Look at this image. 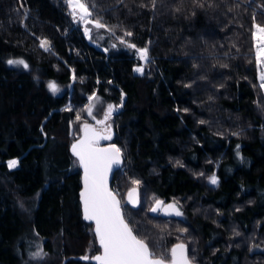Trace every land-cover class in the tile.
Masks as SVG:
<instances>
[{
  "label": "trees",
  "instance_id": "1",
  "mask_svg": "<svg viewBox=\"0 0 264 264\" xmlns=\"http://www.w3.org/2000/svg\"><path fill=\"white\" fill-rule=\"evenodd\" d=\"M86 2L112 29L102 39L75 25L65 0H0V264H95L71 150L93 93L120 103L110 140L125 147L126 167L111 184L140 182L127 220L150 250L183 242L193 264H264V94L252 37L264 0ZM117 40L148 49L143 74ZM150 196L176 200L183 215L151 213Z\"/></svg>",
  "mask_w": 264,
  "mask_h": 264
},
{
  "label": "snow or ice",
  "instance_id": "2",
  "mask_svg": "<svg viewBox=\"0 0 264 264\" xmlns=\"http://www.w3.org/2000/svg\"><path fill=\"white\" fill-rule=\"evenodd\" d=\"M152 2L155 5V0H152ZM65 3L73 21L85 25L84 34L89 36V38H91L93 29L112 31L101 19L93 17L94 5H90L86 0H65ZM89 25L91 27H88ZM125 35L131 36L132 33L125 32ZM252 37L255 42L256 64L260 68V87L264 89V24L255 22V16H253ZM121 43L126 42L121 40ZM39 47L45 51H49L50 42L46 38L39 39ZM127 47L135 49L139 59L147 62V48H136L134 44H127ZM7 64L22 65L25 69L29 67L24 60L9 59ZM134 71L143 74V67H136ZM75 78L73 74V79L75 80ZM47 88L53 95L60 91L55 81L49 82ZM98 99L95 94L89 97L90 102ZM115 110L116 108L109 104L104 119L96 121L98 125H105L102 131H98L88 123L83 124V137L72 144L71 147L73 155L78 158L80 166L84 169V190L81 192L84 219L95 222L94 233L99 240L100 246L103 248L102 255L91 257V259L97 261V264H166L164 256L157 257L155 253L150 251L148 243L144 239L138 238L134 229L125 219L116 194L108 187V173L111 171L113 165L121 163L122 153L121 149L115 145L101 148L99 141L110 140L112 138L110 125H107L106 122L111 118ZM87 111L89 115H92L91 105ZM77 119L79 120L80 117L77 116ZM237 148H239V145H237ZM18 165V159L7 161L9 169H14ZM208 179L213 185L218 183L215 175L210 176ZM139 183L138 180H132L134 187L127 194V202L134 207L140 204L137 190ZM148 210L151 213L162 212L166 216L183 215L176 201L165 204L160 199H154L153 205ZM42 255V251L35 252L33 253V258L42 257ZM81 259L88 260L89 257L83 256ZM170 264H191L186 255L185 245L178 244L171 249Z\"/></svg>",
  "mask_w": 264,
  "mask_h": 264
},
{
  "label": "rangeland",
  "instance_id": "3",
  "mask_svg": "<svg viewBox=\"0 0 264 264\" xmlns=\"http://www.w3.org/2000/svg\"><path fill=\"white\" fill-rule=\"evenodd\" d=\"M94 17V16H93ZM95 18V17H94ZM258 23V22H257ZM75 25H80V26H82L83 28L85 27V25H83L82 23H77V22H75ZM88 27H91V25H89ZM92 32H94L95 33V36L97 37V38H99V39H102L103 37H105V36H107L108 34H109V32H108V30H106V29H93L92 30ZM42 39H44V38H42ZM47 39V38H46ZM48 40V39H47ZM49 41V40H48ZM111 41V40H110ZM254 41V40H253ZM50 42V41H49ZM51 44V43H50ZM110 44H111V42H110ZM127 42L126 43H121V40H117V44L115 43V42H113V44H111V45H115V46H121V47H123V48H126V49H132V48H129V47H127ZM254 48H255V42H254ZM133 51H134V53L138 56V54L136 53V51H135V49H133ZM139 57V56H138ZM257 65V64H256ZM144 66H145V61H143V60H140V64H137L136 66H135V68L136 67H143L144 68ZM257 76H258V81H259V84L261 83L260 82V79H259V76H260V68H258V66H257ZM262 89V88H261ZM262 92H263V94H264V89H262ZM95 94V96L96 97H98L99 99L98 100H94V101H88V103H87V105H86V109H85V113H86V117H85V119H83V120H81V123H80V126H79V129H78V132H76L77 133V135L78 136H80L81 135V129H82V126H83V124H85V123H88L89 125H97V123H96V121L97 120H103L104 119V115H105V112L107 111V107H108V105L109 104H111V105H113L115 108H116V110L113 112V114H112V116H111V118L106 122L107 123V125H110V131L111 132H113L114 134H115V128H114V118H115V114H116V112H117V110H118V108H120V103L119 102H112V101H106V100H104L99 94H97V93H93L91 96H93ZM92 106V115H89L88 114V111H87V109L89 108V106ZM101 127H102V129L105 127V125H100ZM103 143H112V144H114L116 147H118V148H120L121 149V152H122V154L123 155H125L126 153H125V147L124 146H122V145H119L118 143H116V142H114V140H109V141H107V142H103ZM11 159H18L17 157H13V158H8V159H6V164H7V161H9V160H11ZM124 163V162H123ZM125 167H126V164L124 165H122V167H121V170H123V169H125ZM212 175H215L216 176V174L215 173H212L210 176H212ZM209 176V177H210ZM217 177V176H216ZM126 186L125 187H122V186H119V185H115V184H111V186H112V188L113 189H117L118 190V195H119V197H120V202H121V206H122V208H123V211H124V214H125V217H126V219H127V217H128V215H129V209H128V206L130 205L127 201H126V192L131 188V187H134V185L132 184V179H130V177L129 178H127L126 180ZM127 185H129V187L127 186ZM139 199H140V201H141V197H140V193H139ZM154 199H160V198H156V197H153V196H150L149 197V204H148V206H149V208L153 205V203H154ZM160 200H162V201H164L163 199H160ZM173 201H176V200H170V201H164L165 202V204H168V203H172ZM177 202V201H176ZM141 203V202H140ZM131 206V205H130ZM132 207V206H131ZM181 211V210H180ZM156 214H158V215H163V216H166V215H164L162 212H160V213H156ZM172 216H175V215H172ZM133 228V227H132ZM174 244V243H173ZM172 244V245H173ZM172 245H170V246H168L167 245V243L165 242V243H163L162 244V246H163V248H164V251H163V255H156V256H158V257H160V256H164V255H166V254H168V258L166 259V260H169L170 259V251H171V247H172ZM151 252H153V251H151ZM166 253V254H165ZM162 254V253H161Z\"/></svg>",
  "mask_w": 264,
  "mask_h": 264
},
{
  "label": "water",
  "instance_id": "4",
  "mask_svg": "<svg viewBox=\"0 0 264 264\" xmlns=\"http://www.w3.org/2000/svg\"><path fill=\"white\" fill-rule=\"evenodd\" d=\"M92 44L95 45V46H97L96 43H92ZM91 126H93V125H91ZM93 127H95V126H93ZM95 128H96V127H95ZM96 129H97L98 131H102L101 129H98V128H96ZM111 135L113 136V133H112V132H111ZM82 137H83V131H82L81 135H80L77 139H75V140L73 141L72 144L76 143V142H77L78 140H80ZM106 141H108V140H100V141H99V146H100L101 148H106V147H109L110 145H114V144H112V143H103V142H106ZM71 147H72V145H71ZM121 153H122V152H121ZM75 157H76V156H75ZM76 158H77V157H76ZM77 161H78V158H77ZM123 162H124V156H123V154H122V157H121V163H120L119 165H113L111 171L108 173L107 183H108V187H109V189H110L111 191H113L112 186H111V182H112V178H113L114 172L122 167ZM78 166H79L80 180H81V188H80V190H79V199H80L81 209H82V214H83V218H84L83 202H82V199H81V192L84 190V183H83L84 169H83V167L80 166L79 161H78ZM131 188H133V187H131ZM131 188H130V189H131ZM130 189H129V190H130ZM129 190L126 192V201H127V194H128V192H129ZM137 190H138V193H139V189H137ZM113 192L116 194V198L120 201V197H119V195H118L115 191H113ZM120 204H121V202H120ZM129 204H130V203H129ZM130 205H131L132 207H134L132 204H130ZM135 207H137V206H135ZM121 210H122V212H123V214H124V211H123L122 206H121ZM124 217H125V214H124ZM125 219H126V217H125ZM84 220H85V219H84ZM126 220H127V219H126ZM86 221L90 222V223L93 225V232H94V229H95V222H94V221H89V220H86ZM127 221H128V220H127ZM130 226H131V225H130ZM134 232H135V231H134ZM94 234H95V233H94ZM138 238H141V237L138 236ZM141 239H143V238H141ZM97 240H98V239H97ZM178 244H183V245H185L183 242H176V243H174V244L172 245L171 249H172L173 247H175L176 245H178ZM98 245H99V247H100V251L97 252L94 256H98V255H102V254H103V248L100 246L99 240H98ZM185 248H186V245H185ZM149 249H150V247H149ZM150 251H151V250H150ZM186 255H187L188 259L190 260L188 254H187V248H186ZM157 257H158V256H157ZM165 261H166V264H170V259H169V260H166V259H165ZM190 261H191V260H190ZM93 262H94L95 264H97V261H95L94 259H93ZM191 264H193L192 261H191Z\"/></svg>",
  "mask_w": 264,
  "mask_h": 264
},
{
  "label": "flooded vegetation",
  "instance_id": "5",
  "mask_svg": "<svg viewBox=\"0 0 264 264\" xmlns=\"http://www.w3.org/2000/svg\"><path fill=\"white\" fill-rule=\"evenodd\" d=\"M94 126H95L96 128H98V129L103 130L102 127H101L100 125H98V124H97V125H94Z\"/></svg>",
  "mask_w": 264,
  "mask_h": 264
},
{
  "label": "built area",
  "instance_id": "6",
  "mask_svg": "<svg viewBox=\"0 0 264 264\" xmlns=\"http://www.w3.org/2000/svg\"><path fill=\"white\" fill-rule=\"evenodd\" d=\"M113 189V188H112ZM113 191H115L117 194L119 193L117 189H113Z\"/></svg>",
  "mask_w": 264,
  "mask_h": 264
}]
</instances>
